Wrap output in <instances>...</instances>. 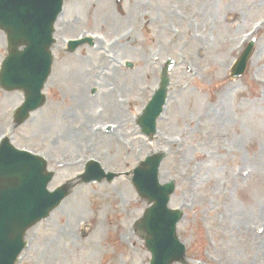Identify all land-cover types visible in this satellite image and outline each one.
<instances>
[{
	"label": "rangeland",
	"instance_id": "obj_1",
	"mask_svg": "<svg viewBox=\"0 0 264 264\" xmlns=\"http://www.w3.org/2000/svg\"><path fill=\"white\" fill-rule=\"evenodd\" d=\"M183 14L197 30L189 39L182 30H189V21L179 23ZM257 20L264 21V0H66L56 24L47 103L16 128L13 110L23 95L0 88V139L8 136L18 148L45 156L56 171L51 190L82 173V165L99 155L109 172L121 176L86 185L93 187L86 197L76 195L84 185L76 186L48 219L28 232L29 245L19 264H150L151 255L133 227L138 216L131 225L122 221V205L130 201L123 168L125 160L134 168L161 149L168 154L162 181L177 183L171 206L185 213L179 233L187 254L172 264H264V28L254 35L256 49L246 76L230 78L241 42ZM86 34L97 36L94 46L65 51L68 40ZM6 47L0 32V64ZM167 57L185 64L171 74L169 102L158 134L149 140L139 135L135 120L158 85ZM107 75H119L125 109L108 105L111 97L99 87ZM197 77L201 84L193 82ZM101 111L103 117H97ZM107 122L117 130L92 131ZM79 131L86 135L82 143ZM108 205L113 210L104 212ZM85 221L92 229L83 242L67 243L69 236L59 233L83 236ZM128 229L139 256L129 253L134 246L125 239Z\"/></svg>",
	"mask_w": 264,
	"mask_h": 264
},
{
	"label": "water",
	"instance_id": "obj_2",
	"mask_svg": "<svg viewBox=\"0 0 264 264\" xmlns=\"http://www.w3.org/2000/svg\"><path fill=\"white\" fill-rule=\"evenodd\" d=\"M20 181L25 183L21 172L9 168L7 161L0 163V264L13 263L26 229L50 209L44 186L31 192Z\"/></svg>",
	"mask_w": 264,
	"mask_h": 264
},
{
	"label": "bare ground",
	"instance_id": "obj_3",
	"mask_svg": "<svg viewBox=\"0 0 264 264\" xmlns=\"http://www.w3.org/2000/svg\"><path fill=\"white\" fill-rule=\"evenodd\" d=\"M151 21L153 20H150V23ZM206 39V37L204 38ZM113 81H116V84H115V87L113 88ZM99 87L101 88L102 92H103V95L104 93H107L111 99L108 101V105H115L114 109H117L120 108V109H125V103H123L124 101H121V95H122V91H124V87L123 85L121 84V82L119 81V75H117L116 77H111L110 75H107L106 77H103L101 82H99ZM113 88V89H112ZM84 89V83L82 82L81 85L79 86L78 90L79 91H82ZM116 96V97H114ZM97 117H103L102 113H99V115H97ZM84 133H77V137H78V140L80 143L84 142V138L85 137L83 136ZM118 139V138H117ZM90 145V142L87 141L86 143V146H89ZM99 160H103V156L99 155L97 157ZM105 162V161H104ZM101 163V162H100ZM128 164V162H125L124 165ZM109 165V164H108ZM101 167L103 170H105V172L108 171L107 168H105L103 166V164L101 163ZM178 167V164L177 162H175V164L172 166V169L175 170V168ZM124 186L127 190V195L129 196L130 198V201L126 200L125 203H123L122 205V212H123V216H122V221L123 223H126L125 225H131V221L133 218H135L136 216H139L144 208V204L138 200H135L134 199V196L132 194L131 191H129L128 187H126V184L124 182ZM85 187H81L80 190L77 191L76 195L78 196H83L85 194ZM64 193V191H62L61 195ZM132 203V204H131ZM118 209V208H116ZM111 212L112 209L110 207H106V209L104 210V212ZM121 224V221H118L116 222V225H120ZM150 224L148 223H143L141 225V231L146 235L148 236V234H151V235H154L155 232L149 227ZM81 228H83L84 230V233H89L92 229V225L91 224H87L86 221L85 223H83L81 225ZM65 230V229H64ZM79 230H80V226H79ZM145 230V231H144ZM129 231V229H128ZM60 234L64 235V236H69L70 240L74 243V244H78L82 241V238L81 237H78L76 236L73 232H59ZM88 236V235H87ZM84 237V236H82ZM163 235L161 234L160 237L158 238V240L156 241V243H159L162 239ZM126 238H129L130 242L132 243V245L134 246L133 247V250L129 251V253H133L134 256H139L140 254V250H139V247L138 245L132 240L133 236H132V233H130V231L126 234L125 236V239ZM83 245V244H82ZM128 263H130L129 261H127ZM133 264V263H132ZM135 264H140L139 262L138 263H135Z\"/></svg>",
	"mask_w": 264,
	"mask_h": 264
}]
</instances>
